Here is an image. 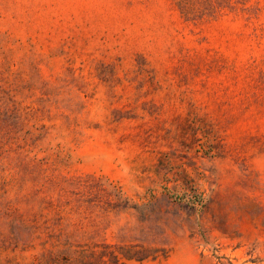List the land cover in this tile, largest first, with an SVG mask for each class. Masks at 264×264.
Returning a JSON list of instances; mask_svg holds the SVG:
<instances>
[{
  "label": "rangeland",
  "instance_id": "rangeland-1",
  "mask_svg": "<svg viewBox=\"0 0 264 264\" xmlns=\"http://www.w3.org/2000/svg\"><path fill=\"white\" fill-rule=\"evenodd\" d=\"M0 264H264V0H0Z\"/></svg>",
  "mask_w": 264,
  "mask_h": 264
}]
</instances>
